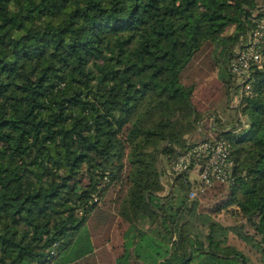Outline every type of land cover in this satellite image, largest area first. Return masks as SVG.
I'll return each mask as SVG.
<instances>
[{
    "label": "trees",
    "instance_id": "16d2710c",
    "mask_svg": "<svg viewBox=\"0 0 264 264\" xmlns=\"http://www.w3.org/2000/svg\"><path fill=\"white\" fill-rule=\"evenodd\" d=\"M260 17L264 0H0V264H248L231 233L264 256V65L235 106L229 69ZM203 57L234 116L195 101ZM203 139L230 144L228 180L174 170Z\"/></svg>",
    "mask_w": 264,
    "mask_h": 264
},
{
    "label": "built area",
    "instance_id": "2783aa9c",
    "mask_svg": "<svg viewBox=\"0 0 264 264\" xmlns=\"http://www.w3.org/2000/svg\"><path fill=\"white\" fill-rule=\"evenodd\" d=\"M255 26L249 30L247 39L238 45L229 69L236 77H241L243 82L238 91L237 101L241 100L244 93L251 89L250 78L253 66L264 65V52L262 38L264 36V17L255 19ZM204 162H200V157ZM230 144L223 140L211 142L206 139L196 142L174 164L176 171L182 170L191 160H196L195 172L198 173L201 183L210 185L214 180L226 181L230 176L232 166Z\"/></svg>",
    "mask_w": 264,
    "mask_h": 264
},
{
    "label": "rangeland",
    "instance_id": "374dc122",
    "mask_svg": "<svg viewBox=\"0 0 264 264\" xmlns=\"http://www.w3.org/2000/svg\"><path fill=\"white\" fill-rule=\"evenodd\" d=\"M201 60L202 63H200V66H194L191 69V72H188L187 74L193 76V78H195L197 81V87L195 90V101L200 104L201 108L205 106L210 107L212 105L217 106V110L222 117L229 118L231 116H234L235 108H232V106L229 104V101L231 100L230 103L232 102V104L235 106L238 104L237 100H235V98L233 99V97L228 100V97L225 94L219 93L224 89V86L221 83L222 79L219 77V67L221 66V64H217L216 67L210 70L208 68H211L210 65L212 61L208 57H203ZM235 82L237 85H241L243 79L241 77H236ZM236 88H234L233 91H236ZM208 109V120L210 121L211 115L216 111V109L213 106ZM195 171L196 170H193L191 172V177L193 179L199 180V175ZM218 218L224 223H235L233 218L223 212L220 213ZM230 243L237 245L241 250L245 252L248 259V264H264V256L256 248L252 247L250 244H247L245 241L238 238L234 233L230 234Z\"/></svg>",
    "mask_w": 264,
    "mask_h": 264
}]
</instances>
